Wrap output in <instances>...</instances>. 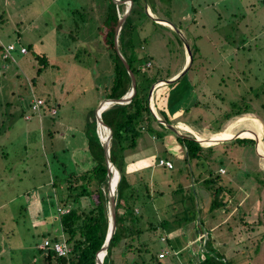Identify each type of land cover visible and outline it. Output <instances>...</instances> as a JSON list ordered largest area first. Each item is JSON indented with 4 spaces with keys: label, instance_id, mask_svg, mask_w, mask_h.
<instances>
[{
    "label": "rangeland",
    "instance_id": "obj_1",
    "mask_svg": "<svg viewBox=\"0 0 264 264\" xmlns=\"http://www.w3.org/2000/svg\"><path fill=\"white\" fill-rule=\"evenodd\" d=\"M132 5L121 41L127 40L124 37L130 34L136 52L142 57L149 54L153 58V65L147 62L145 66L152 65L162 78L171 75L181 63L183 49L189 48L190 42L185 41L183 30L180 35L176 27L166 30L154 23L147 6L160 18L170 20L169 23L187 24L191 34L204 35L202 40L192 41L198 51L191 71L185 74L188 89L178 88L172 94L180 105L191 100L196 103L194 106L200 104L205 112L195 110L198 112H194L190 120L204 133L223 130L215 133L214 137L218 136L216 144L198 141L204 147L213 146L219 154L213 166L216 174H221L227 183L231 182L233 194L224 192L229 212L224 208L202 209L194 222L203 232L200 216L213 215L207 225L211 224L214 229L217 221H222L229 213L227 221L215 228V233L208 228L215 247L233 255L243 252L237 256L240 262L244 261L240 264H246L253 256L252 249L256 248L253 264H264V107L261 106L264 103V0H138L133 9ZM120 7L123 8L119 11L122 19L130 7V0ZM109 12L108 0H0V264H46L44 260L41 262L44 257L40 252L42 244L37 247L42 241L41 234L48 230L49 235L56 237L61 228L54 216L69 210L53 201L56 196L58 199L61 188L59 183L56 187L52 183L54 180L61 183L72 169L79 173L92 164L84 131L88 118L97 122L98 90L105 92L104 86H108L113 75L110 51L105 49L103 40L110 21ZM232 27L235 31L230 33ZM9 43L18 49L5 56L4 46ZM19 46H24L26 51H19ZM126 95L123 97L128 98ZM34 97L44 101L36 115L31 109ZM234 102L240 108L248 104V110L227 119L225 114L233 111L231 104ZM107 103L112 105V102ZM44 118L53 122L48 123L49 127H55L49 134H41L38 122ZM164 124L174 127L179 134L197 138L195 131L187 132L189 129L178 122ZM106 130L105 136L102 128L100 130L102 143L111 137L109 129ZM236 138L253 139L255 143L240 144ZM219 165L223 167L218 170ZM175 171L166 172L163 168L152 175L145 171L138 180L162 184L163 193L158 195L152 183V206L158 211L168 209L172 217H177L175 229L162 232L168 237L175 235L174 248L187 246L177 251L167 243L161 246L157 236H140L132 242L134 251H126V258L137 264H188L190 260L187 261L185 254L192 256V264L204 258L201 253L206 251L207 235L204 232L201 243H195L196 227H186L189 221L184 219L183 213V206L190 202L180 198L177 188L180 186L184 194L195 197L200 193L195 187L197 181L190 173H182L175 179ZM112 175L108 209L114 197ZM116 184L117 180L115 188ZM62 188L64 190L65 184ZM205 190L203 199L208 203L212 194ZM232 195L236 197L231 198ZM244 212L248 225L241 219ZM189 213L186 211V215ZM61 235L66 238L64 233ZM149 238L154 242L152 245H141ZM223 246L227 248L222 249ZM137 247L141 251H136ZM149 247L151 252H145ZM120 251L116 252L118 257ZM182 251L184 254L179 255ZM153 253L161 257V261L157 262Z\"/></svg>",
    "mask_w": 264,
    "mask_h": 264
},
{
    "label": "trees",
    "instance_id": "obj_2",
    "mask_svg": "<svg viewBox=\"0 0 264 264\" xmlns=\"http://www.w3.org/2000/svg\"><path fill=\"white\" fill-rule=\"evenodd\" d=\"M108 1L110 4V21L107 30L104 32L103 40L105 49L110 51L113 75L110 85L105 89V97L106 99L117 100L131 90V76L120 54L129 66V70L134 75L136 89L128 102L113 103L101 113L103 123L111 132V137L109 139V162L111 167H113L118 174V181L114 190L116 227L108 243L106 254L103 257V264H137L135 260L132 261L126 258V251H134L132 247L133 240L138 239L140 236L149 235L150 237L157 236L161 246L165 245V243L171 244L173 238L168 237V235L162 231L174 229L177 217H172L168 209L158 211L155 205L154 207L152 206L154 197L150 190L153 182L151 180L148 182L138 180L142 173L136 175H129L127 173L125 161L127 151L136 147L138 139L143 133H149L162 143L166 142L169 135H173L174 142L183 146L186 150V157L184 159L186 164L187 162L192 164L194 161L200 165L204 164V170L190 167L192 176L196 178L203 174V172H207L209 177L213 175V169L206 167V162L215 151L213 146L204 147L192 135H180L174 129L161 123L156 118L150 107L149 93L154 83L165 80V78H162L160 71L151 68L153 65V58L149 54L142 57L136 52L130 34L127 33L128 36L124 37H127V40L121 41L122 31L125 26L127 27L126 24L129 17L126 18L122 25L121 32L118 35V45H116L115 34L119 26V11L123 9H121L120 5L122 4L124 7V3L118 5L115 0ZM131 1L133 2V9L135 1L138 0ZM178 27L181 28L180 25H178ZM215 28H217V26H215ZM234 31L235 27H232L230 33ZM227 33L226 35H228ZM195 37L198 38L199 35ZM178 39L180 43H183L179 37ZM189 50L191 53L190 70L198 51L195 42L189 43ZM147 62H151L152 65L146 67L145 65ZM172 84H174V82ZM159 96L160 94L154 95L155 104L158 103ZM256 96H259L258 93ZM159 99L162 100V98ZM236 103L237 102L231 104V107L233 106V111L227 112L225 118L230 119L233 116H240L247 112L249 107L248 104L240 108ZM194 104L196 103L193 102L192 105ZM107 105H109V103H104L103 107ZM261 106L264 107V103H262ZM189 108L190 107H187V110H189ZM157 109L163 121L170 123L165 107ZM47 110L49 111V109ZM22 112L24 111L22 110ZM34 114L36 115V113ZM262 121L264 122V116L262 117ZM96 127L97 124L95 119L91 121V119L88 118L84 132L86 148L92 159L91 166L83 171H79V173L74 169L66 173V177L61 181V183L65 184V188L63 190L60 186L61 191L58 195V199L56 196L55 200H53L59 203L61 207L69 208L67 212L62 214L58 213L59 215L54 217H57L61 230L66 235L68 243L72 245L71 252L68 257H57L50 249L41 248L40 250L44 253L43 258L46 264H97L98 255L105 243L109 226V179L113 172H110L106 151L97 135ZM235 140L240 144L246 142L255 143V140L249 138H236ZM256 157H258V155H256ZM258 175V173L255 175L256 178ZM202 182L206 184V188H208L210 194H212L211 209L218 210L219 208H224L226 210L227 201L224 200V192L227 191L233 194L231 192L232 188L230 187L231 182L227 183L224 178L221 177V174H216L214 177L203 180ZM58 183L61 184L60 181L54 180L52 185L56 187ZM153 184L157 187V194L161 195L163 191L160 184L156 182ZM177 188L180 192L181 187L178 186ZM233 196L236 197V195H232L231 198H233ZM244 214L246 213H243L241 219H243L242 222L245 223L246 220L244 218L246 215ZM246 224L248 225V223H245V225ZM206 230L208 229H205V231ZM205 231L203 230L202 232L199 226L196 227V234H194L195 243H201ZM41 235L47 237L49 233L44 232ZM164 235L166 236L163 241H159ZM60 239L61 237H54L50 240L53 243L60 241ZM128 242H130L129 245H127ZM153 243L152 238H149L147 241L141 242V245L150 246L149 244L152 245ZM204 245H206V251L201 253L204 258L198 264H235L236 259L234 256L237 253L233 255L227 252L224 253L223 250L218 251L209 240ZM175 249L179 251L182 250V247L174 248L173 250ZM118 250H121L119 252V257L116 255ZM135 250L141 251L140 247H137ZM246 250L244 251L245 254L247 253ZM145 252H151V247L147 248ZM182 254H184L183 251L179 253V255ZM152 257L155 258L157 262L161 261V257L157 256L156 253H153ZM190 261L193 262L192 259H190ZM191 262L190 264H192Z\"/></svg>",
    "mask_w": 264,
    "mask_h": 264
},
{
    "label": "crops",
    "instance_id": "obj_3",
    "mask_svg": "<svg viewBox=\"0 0 264 264\" xmlns=\"http://www.w3.org/2000/svg\"><path fill=\"white\" fill-rule=\"evenodd\" d=\"M147 12L148 14L150 15V18L153 20L154 23H156L160 28H164L166 30H173V28L176 27V31L177 33H179L180 35L182 34L180 31L183 30L184 31V35H185V41L187 42H192L193 40L195 42L197 41H200L203 39L202 35L199 34V37L196 38L195 34H191L189 30H187V24L186 26H181V28L178 27V25L174 24V23H169L170 20L166 19V18H160L156 12L154 10L151 9V7L147 6ZM162 20V21H161ZM214 32V31H213ZM204 36V35H203ZM207 35H206V39H207ZM10 44V43H9ZM184 51L182 52V58H181V63H179L177 65V68L172 71V74L171 75H168L167 77H165V80H160L158 82H156L157 84H153L151 89H150V93L149 95L152 96V103H150V105L152 106L151 107V110L152 112L154 113V115L156 116V118L161 122H164L161 115L159 114L158 112V109L157 108H163L165 107L166 109V113H167V117L168 119L173 123V122H178L179 124H182L184 126H186L189 130H187V132H191V131H195L198 136L200 137H210L212 134H215V133H218V132H221L223 130H217V131H213V132H203V129L200 127V126H195L196 124L193 122V120H190V116L192 114H194V112H198V111H195V110H199L200 112L203 111L205 112L201 107L198 106H191L193 102L191 101H188L187 103L185 104H179L178 102V99L176 97V95L173 96V92L179 88V90H183V89H188L189 87V81L187 79H185V74L187 71H191L189 70L190 68V61H189V55L187 53V48L185 46V48L183 49ZM110 58V57H109ZM111 61V58L109 59ZM110 71V70H109ZM190 77L192 78V76L190 75ZM170 80V81H169ZM169 81V82H167ZM110 82H111V79L110 81L107 83L108 86L110 85ZM174 82V84H172ZM106 84V85H107ZM108 86H104V91L105 89L108 87ZM155 86V87H153ZM196 87V86H195ZM197 88V87H196ZM193 92H194V88H193ZM98 97H97V102H100L97 109L100 107V105L103 103L106 102V98H103V95L105 94V92H103V90H98ZM155 94H160L159 98H162V100H160L158 98V103L155 104V101H153L154 99V95ZM171 94V96H170ZM191 98H193L192 94H190ZM186 97H189V95L187 94ZM176 103H177V106H176ZM102 104V106H103ZM111 104V103H110ZM113 104V103H112ZM187 107H190L189 110H187ZM96 109V110H97ZM207 110V109H206ZM96 113V112H95ZM28 115H26V118H27ZM31 117H29L30 119ZM161 122V123H162ZM48 123H53L52 121H48L46 118L44 119H41L40 120V123L38 122V124L41 126V134L44 133V134H49L50 132H53L54 130V126L52 125V127H49L48 126ZM97 124V127H96V132H97V135L100 139V141L102 142V138L100 137V130H101V127L100 125L98 126V122H96ZM164 124V123H163ZM172 128V127H170ZM174 129V127L172 128ZM175 131H177L176 129H174ZM181 133V132H180ZM257 133V131H256ZM179 134V133H178ZM204 134V135H203ZM182 135V134H180ZM197 136V135H195ZM197 140H199L198 138H196ZM257 139V138H256ZM201 141V140H199ZM62 146H66L65 144L61 143ZM211 144H216V141H214V143L211 142ZM61 146V147H62ZM186 150L183 146L177 144L174 142V137L173 135H169L166 142L165 143H162L160 141H158L157 139H155L153 136H151L149 133H143L141 135V137L138 139V142H137V145L134 149H131L127 152V155H126V158H125V161H126V171L127 173L130 175V174H139V173H143V172H147L149 171V174L152 175L154 174L157 170L159 169H165L166 172L168 171H173V170H176L175 171V174H174V178H178L180 177V175L182 173H191V168L194 167L199 169V170H204L205 166H203L204 164H197L196 161H194L192 164L191 163H188L185 164L184 162V159L186 157ZM220 154H223V153H220ZM219 154H217L216 152L213 153V155L209 158V160L206 162V167H209L210 169L212 168L213 169V175L216 174V170L213 166V161L215 160V157H217ZM160 159H165V160H168L170 161L172 164H173V167L172 168H168L166 166H163V165H159L158 164V161ZM221 162V161H220ZM219 162V163H220ZM202 163V162H200ZM208 164V165H207ZM188 165V167H187ZM223 167L222 165H219L218 167ZM191 167V168H190ZM217 167V168H218ZM218 168L219 169H222V168ZM86 169V168H85ZM218 174V173H217ZM116 175V173H115ZM186 175V174H184ZM192 175V173H191ZM208 175L207 172H203V174H201L198 178H196L194 176V179L197 181L195 182V187L200 191V193L196 194L195 197H192V195H188V194H184L183 193V190L180 191V198L185 201H189L190 204L186 206L184 205L183 208L185 211H183V213L185 214V218L188 219V229H195L196 225H195V219L194 217H196V214L203 209L204 210H208L210 209L211 207V200L212 198H210L208 200V203L207 201H205L203 199V196H205V194L203 192H206L205 188H206V184H203V182H201L200 179L202 180H206L208 178H211L213 177ZM215 176V175H214ZM160 186L162 187V184L159 183ZM61 188L63 187V183L60 184ZM185 189V188H184ZM208 190V188H206ZM209 191V190H208ZM63 208V207H62ZM170 209V208H169ZM173 209V208H172ZM186 211H189L190 213L186 215ZM202 211V212H203ZM213 212V211H211ZM226 212H229L227 211L226 209ZM227 213H224V216H226ZM229 213L227 214V217H229ZM211 217H214L213 215H211L210 217H206V216H200L201 219H199L200 223H201V228L204 229H210V231L212 232H216L215 228H218V226L224 221H227V217L225 219H223L222 221L218 220L217 223L215 224V227L214 229L211 227V224L207 225L209 222H210V219ZM224 218V217H223ZM206 219V221H205ZM209 220V222H208ZM194 222V224H192ZM207 226V227H206ZM180 227V226H179ZM186 227H183V233H185L186 231ZM206 227V228H205ZM176 228H178V226H176ZM175 229V228H174ZM208 230H206V234L205 236L207 235V241H211L212 243L214 242V240H211V237H210V233L209 231L207 232ZM45 233H49L48 230H45L44 231ZM56 232V231H55ZM175 234V232H173ZM60 234H63V231L60 229V231H58L56 233V237H60L59 235ZM178 234V233H176ZM191 234V233H190ZM192 235V234H191ZM49 236H53L54 235H50ZM48 237H45V236H42V241L43 239H46V238H49ZM175 236V235H174ZM174 236H169V237H174ZM51 238V237H50ZM42 241L38 243L37 247H39L41 244H42ZM174 242V241H173ZM170 244V246H172V243ZM186 244H184L182 246V248L185 247ZM213 246L215 247V245L213 244ZM234 246V245H232ZM34 246L32 245V248ZM173 247V246H172ZM174 248V247H173ZM172 248V249H173ZM215 248H218V247H215ZM226 249L227 246H223L222 249ZM236 248V247H235ZM233 249V248H232ZM244 249V248H243ZM243 249L241 251H243ZM35 249H33L34 251ZM161 250V249H160ZM176 250V249H175ZM218 250V249H217ZM254 251L253 253V256L251 257L250 260L246 261V264H250V261L252 260V263H254V259H255V256L257 255L256 252H257V249L256 248H253L252 249ZM256 251V252H255ZM42 252V251H40ZM43 253V252H42ZM238 254H241L243 255L244 253L243 252H240V253H237L236 255V259H237V262L236 263H241L244 261H241L240 262V259H238ZM37 257V256H36ZM185 257L187 258V261L192 259L190 258V254L186 256L185 254ZM38 259V258H37ZM43 256H42V263H43ZM244 260V259H242ZM191 262V261H190ZM189 262V264H190ZM192 263V262H191Z\"/></svg>",
    "mask_w": 264,
    "mask_h": 264
},
{
    "label": "water",
    "instance_id": "obj_4",
    "mask_svg": "<svg viewBox=\"0 0 264 264\" xmlns=\"http://www.w3.org/2000/svg\"><path fill=\"white\" fill-rule=\"evenodd\" d=\"M116 1H117L118 3H125V1H122V0H116ZM131 5H132V1L130 0V7H129L127 13L124 15V17H123L122 19L119 20V27H118V29H117V31H116V34H115V43H116V45H117V37H118L119 29H120L121 25L124 23V20H125V18L127 17V15L129 14V11H130V8H131ZM187 52H188V55H189V61L191 62V53H190L189 48H187ZM119 54H120V53H119ZM120 56H121L122 60L124 61L125 65H126V67H127V69H128V71H129V74H130V76H131V80H132L131 90H130L129 94L126 95V96H128V98H127V97H126V98H125V97H122V98L117 99V100H115V99H110V100H106V102H112V103H125V101H126L127 99H128V101L130 100V98L133 96V94H134V92H135V89H136V81H135L134 75H133L132 72L129 70V66L127 65V63L125 62V60L123 59V57H122L121 54H120ZM169 81H170V80H169ZM169 81H167V82H169ZM102 104H103V103H102ZM102 104H101V106L98 108V110L96 111V119H97L98 124H101L102 126H104V127L107 129L106 125L103 123V121H102V119H101V113H102V111H103V110H101ZM161 122H162V121H161ZM162 123H164V122H162ZM109 136H110V135H109ZM108 143H109V140H108L107 142L103 143V145H104V149H105V151H106L107 162H108V165H109V167H110V172L112 171L113 174H114V173L117 174L116 170H115L113 167H111V164H110V162H109V145H108ZM112 176H113V175H112ZM116 176H117V177H116V180L118 181V174H117ZM110 177H111V176H110ZM109 181H110V180H109ZM110 186H111V185H110ZM112 191H113V189H112ZM113 194H114V191H113ZM111 201H112V202H111ZM111 201H110L111 204H110V208H109V209H110V212H109V226H108V233H107V237H106V239H105V243H104L103 246H102L101 252H100L99 255H98L97 264H103V257H104L105 254H106V249H107L108 243H109L110 238H111V236L113 235L114 230H115V227H116V225H115V200H114V197H111Z\"/></svg>",
    "mask_w": 264,
    "mask_h": 264
},
{
    "label": "built area",
    "instance_id": "obj_5",
    "mask_svg": "<svg viewBox=\"0 0 264 264\" xmlns=\"http://www.w3.org/2000/svg\"><path fill=\"white\" fill-rule=\"evenodd\" d=\"M17 49H18V46H16L13 43L12 44L10 43L7 46H4L5 56L11 55ZM19 51L25 52L26 49L24 46H19ZM43 104H44V101L41 98L34 97L32 99V102H31L32 111L36 114L39 113L41 111ZM54 113H55V111H54ZM158 164L169 167V168L172 167V163L168 160H165V159H160L158 161ZM62 212H63V210H62ZM40 247L43 249H50L51 251L54 252V254L57 257H63V256L68 257L70 252H71V248H72L71 244L68 243L67 239L65 237H62V235H61L60 241H56L53 243L51 242V240L49 238L44 239V241Z\"/></svg>",
    "mask_w": 264,
    "mask_h": 264
},
{
    "label": "bare ground",
    "instance_id": "obj_6",
    "mask_svg": "<svg viewBox=\"0 0 264 264\" xmlns=\"http://www.w3.org/2000/svg\"><path fill=\"white\" fill-rule=\"evenodd\" d=\"M162 21V20H161ZM105 103H107V102H105ZM110 104V103H109ZM104 105V104H103ZM109 107V105H107V106H105V107H101V110H105L106 108H108ZM254 124V123H253ZM100 125V127L102 126L101 124H99ZM257 127H258V125H257ZM102 128H103V136H105L106 135V132H107V130L105 129V127L104 126H102ZM104 131H105V133H104ZM223 133V132H222ZM228 133V131L225 133V135L224 136H226V134ZM257 134V136L259 135V133H256ZM204 135V134H203ZM214 135L215 134H213L212 136H210L209 138H203V137H200V136H198L197 135V138L200 140V139H202V141H205L206 143H211V142H214V141H218L217 140V138H218V136H216V137H214ZM222 136V135H221ZM259 137V136H258ZM204 142V143H205ZM115 180H116V175H115V173H114V178H113V180H112V183H111V185H113L114 186V189H113V191L115 190Z\"/></svg>",
    "mask_w": 264,
    "mask_h": 264
}]
</instances>
